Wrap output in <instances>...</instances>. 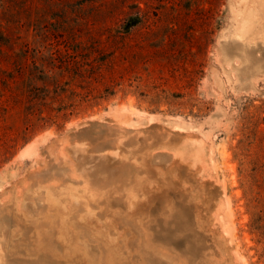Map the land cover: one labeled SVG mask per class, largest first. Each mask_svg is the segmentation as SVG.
I'll return each mask as SVG.
<instances>
[{
  "label": "rangeland",
  "instance_id": "obj_1",
  "mask_svg": "<svg viewBox=\"0 0 264 264\" xmlns=\"http://www.w3.org/2000/svg\"><path fill=\"white\" fill-rule=\"evenodd\" d=\"M259 7L0 0V264H264Z\"/></svg>",
  "mask_w": 264,
  "mask_h": 264
},
{
  "label": "bare ground",
  "instance_id": "obj_2",
  "mask_svg": "<svg viewBox=\"0 0 264 264\" xmlns=\"http://www.w3.org/2000/svg\"><path fill=\"white\" fill-rule=\"evenodd\" d=\"M259 9L261 10L260 12L256 13V12H253L252 13V16H253V19L249 18L251 13L248 14V12H250L251 10L247 11V14L245 17H243L245 19L244 23H243V28L241 30H239V33L238 36H237V39L240 40L244 45L246 44H251L252 42L254 43V41H257V39L259 38L258 34L256 33L255 29H256V26H258L260 24L259 22V19L261 17V14L263 12V7H259ZM238 16H240V18L242 17V13L239 12L237 14ZM242 24V23H241ZM241 27V26H240ZM237 31V30H236ZM262 33H264V28L261 30ZM234 34H236V32H234ZM236 37V36H235ZM263 42H264V39H263ZM245 45V46H246ZM132 183V181H131ZM125 185V184H124ZM124 188V187H123ZM23 234V232H22ZM5 236V235H4ZM3 236V237H4ZM5 239V238H4ZM20 239V238H19ZM29 239H31L29 237ZM25 241V240H24ZM19 243V242H18ZM18 245V244H17ZM57 247V245H56ZM60 248V247H59ZM24 249V248H23ZM58 249V247L56 248ZM17 251V250H16ZM30 253V252H29ZM32 256V255H30ZM33 257V256H32Z\"/></svg>",
  "mask_w": 264,
  "mask_h": 264
}]
</instances>
